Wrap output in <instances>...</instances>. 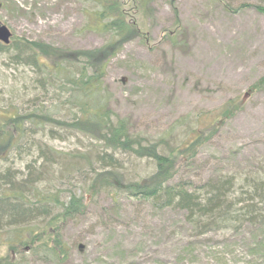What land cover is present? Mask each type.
<instances>
[{"label": "rangeland", "instance_id": "obj_1", "mask_svg": "<svg viewBox=\"0 0 264 264\" xmlns=\"http://www.w3.org/2000/svg\"><path fill=\"white\" fill-rule=\"evenodd\" d=\"M122 3L138 33L108 64L103 93L111 110L145 145L166 141L163 146L171 149L202 136L192 169L177 179L191 180V190L205 204L214 189L208 181L232 178L225 200L233 219L206 228L207 218L198 224L184 211L124 195L115 200L92 170L136 180L152 173L151 163L49 124L33 135L40 144L32 147L28 137L22 145L30 152L3 156L0 176L36 180L34 196L50 194L58 206L72 194L83 197L87 214L63 224L67 254L60 262L40 253L42 242L33 245L26 237L14 246L19 226L0 222V264H264V225L248 222L252 211L259 212L251 209L250 185L264 179V0H176L174 6L156 0L150 11ZM95 11L90 0H0V24L23 43L89 51L107 40L88 30ZM29 59L0 51L1 112H26L49 100L50 115L77 113L78 108L71 114L70 106L63 109L72 102L68 90L58 89L60 81L45 82ZM34 220L29 229L40 236L43 218Z\"/></svg>", "mask_w": 264, "mask_h": 264}, {"label": "trees", "instance_id": "obj_2", "mask_svg": "<svg viewBox=\"0 0 264 264\" xmlns=\"http://www.w3.org/2000/svg\"><path fill=\"white\" fill-rule=\"evenodd\" d=\"M90 1L96 7V11L88 23V30L107 37L106 43L100 48L69 52L42 42L23 43L16 39L7 47L0 44L1 52L12 50L18 56L28 55L35 69L46 75L45 82L60 81L58 89L65 92L68 90L72 102V105L62 104L65 105L63 109L70 106L71 114L78 108V112H74L73 116L68 115L63 119L49 114L46 108L48 107L46 102H51L49 100H40L26 112L0 110V161L4 159L3 156L14 152H30L31 148L22 150V145L28 144L29 139L32 147L40 144L33 139V135L36 131L45 129L47 125L65 128L90 139L102 141L107 148L121 151L135 161L146 158L151 163L152 173L136 180H127L124 174L115 171H110V176H107L102 168L99 172L92 170L97 182L105 183L106 192L114 194L115 200L124 195L141 203H151L162 210L184 211L189 214L191 222L198 224H201L202 218H207L211 222L204 226L206 228L231 223L235 212L225 200V191L227 192L225 187L232 178L220 179L222 176L220 175L215 180L208 181L206 185L214 189L204 198L205 204L199 203V195L191 190V186H194L191 180L177 179L180 171L192 169V161L196 159L202 136L192 138L187 143L173 145L171 149L163 146L166 141L161 144L145 145L139 136L131 135L129 124L115 115L103 93L109 62L123 50L124 44L134 39L138 33L135 20L127 21L122 2H128L135 8L142 6L150 11L156 0ZM170 2L174 6L176 0ZM260 11L264 14V9ZM50 107L55 108L53 104ZM102 174L106 175L109 182ZM3 176L4 178L0 176V222L14 220L10 226H19L13 245L19 248L27 241L26 237L33 245L38 241L42 242L38 247L40 253L50 260L60 262L67 254L62 238V227L86 216L85 198L72 194L67 203L58 206L56 202L59 200L55 201L50 194L34 196L37 181L16 183L11 174L6 173ZM250 190L253 195L251 209L259 212L255 215L252 211L248 222L264 225V214L260 213L262 207L259 208V205L264 207V179L252 180ZM30 196L33 202L28 204L26 199ZM40 217L43 218V222L41 227H37L40 236H36L37 233L29 228L30 224L35 226L34 219Z\"/></svg>", "mask_w": 264, "mask_h": 264}, {"label": "water", "instance_id": "obj_3", "mask_svg": "<svg viewBox=\"0 0 264 264\" xmlns=\"http://www.w3.org/2000/svg\"><path fill=\"white\" fill-rule=\"evenodd\" d=\"M12 39V33L9 29L3 25H0V42L4 45H9ZM84 249L83 245L79 246V250L82 251Z\"/></svg>", "mask_w": 264, "mask_h": 264}, {"label": "bare ground", "instance_id": "obj_4", "mask_svg": "<svg viewBox=\"0 0 264 264\" xmlns=\"http://www.w3.org/2000/svg\"><path fill=\"white\" fill-rule=\"evenodd\" d=\"M21 154H22V153H18V156L21 155ZM15 181H16V179H15ZM32 181H33V180H32ZM34 181H36V180H34ZM16 183H17V181H16Z\"/></svg>", "mask_w": 264, "mask_h": 264}]
</instances>
